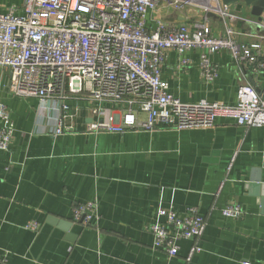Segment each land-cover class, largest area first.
<instances>
[{
	"label": "crops",
	"instance_id": "1",
	"mask_svg": "<svg viewBox=\"0 0 264 264\" xmlns=\"http://www.w3.org/2000/svg\"><path fill=\"white\" fill-rule=\"evenodd\" d=\"M22 1L0 0V13ZM202 3L207 0H192L181 13L161 3L148 14L147 28L205 20L219 37L229 24L242 42L259 43L264 55V19L257 22L241 2L222 8L229 17H207ZM184 57L189 65L182 68L178 55L167 51L161 69L168 93L181 102L233 105L236 90L250 83L264 97V70L254 74L222 51L210 57L218 75L208 83L199 51ZM0 100L15 128L9 152L0 151V255L6 264H264V127L219 120L206 129L56 137L55 111L11 95L5 70ZM91 199L98 203L97 224L72 223L74 209ZM232 203L242 207V219L222 216ZM191 207L207 221L202 251L187 263L189 242L172 259L152 250L146 229L161 221L158 210L181 215ZM30 223L38 229H26Z\"/></svg>",
	"mask_w": 264,
	"mask_h": 264
},
{
	"label": "built area",
	"instance_id": "2",
	"mask_svg": "<svg viewBox=\"0 0 264 264\" xmlns=\"http://www.w3.org/2000/svg\"><path fill=\"white\" fill-rule=\"evenodd\" d=\"M161 3L181 13L192 0H23L9 6L0 13V70L7 72L9 93L37 100L45 112L54 110L56 137L206 129L219 120L245 129L264 127V97L249 84L236 90L233 105L183 103L168 93L161 78L167 51H174L184 68L189 65L184 55L198 50L201 76L208 83L218 75L212 55L225 51L254 74L264 70V55L259 43L242 42L229 24L219 37L205 20L193 26L159 21L148 29L147 16ZM202 5L205 14L229 17L220 6ZM14 131L0 100V151L9 152ZM220 212L235 220L245 215L237 203ZM157 214L161 221L146 229L152 250L172 259L181 243L189 242L187 263L202 251L207 221L196 208L181 215L162 208ZM98 218L97 200L91 199L74 209L72 223L96 225ZM26 229L36 231L38 225ZM6 262L0 255V264Z\"/></svg>",
	"mask_w": 264,
	"mask_h": 264
},
{
	"label": "water",
	"instance_id": "3",
	"mask_svg": "<svg viewBox=\"0 0 264 264\" xmlns=\"http://www.w3.org/2000/svg\"><path fill=\"white\" fill-rule=\"evenodd\" d=\"M243 3L245 7L250 9V15L257 20V22L261 23L264 19V0H207V5L212 7H222V8H229L233 5H236L238 3ZM214 16L213 13H208L207 17ZM251 86H253L252 83H250ZM256 183H259L260 181L256 179ZM62 224V223H60ZM65 224V223H64ZM67 227V225L65 224ZM66 232H68V229H65Z\"/></svg>",
	"mask_w": 264,
	"mask_h": 264
},
{
	"label": "rangeland",
	"instance_id": "4",
	"mask_svg": "<svg viewBox=\"0 0 264 264\" xmlns=\"http://www.w3.org/2000/svg\"><path fill=\"white\" fill-rule=\"evenodd\" d=\"M203 4V3H202ZM200 6H203V5H200ZM223 33H224V31H223ZM237 33V32H236ZM77 224V223H76Z\"/></svg>",
	"mask_w": 264,
	"mask_h": 264
}]
</instances>
